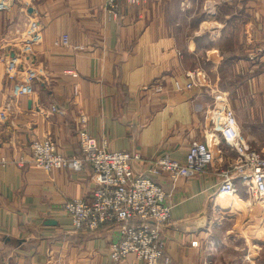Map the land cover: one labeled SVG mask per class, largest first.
I'll use <instances>...</instances> for the list:
<instances>
[{"label":"crops","instance_id":"1","mask_svg":"<svg viewBox=\"0 0 264 264\" xmlns=\"http://www.w3.org/2000/svg\"><path fill=\"white\" fill-rule=\"evenodd\" d=\"M6 4L0 112L7 101L13 108L0 121V264H144L134 255L111 259L117 228L74 229L63 207L91 200L97 187L91 166L46 172L31 163L36 139H51L64 157L79 156L82 115L99 144L140 153L144 170L167 155L185 162L191 144L220 140L223 159L211 173L154 177L172 208L164 231L170 264H209L219 173L238 159L220 132L227 105L240 131L247 127L242 141L264 156V0H122L118 17L104 0ZM29 71L36 76L33 91L19 95ZM197 77L205 84L177 89L178 81Z\"/></svg>","mask_w":264,"mask_h":264},{"label":"built area","instance_id":"2","mask_svg":"<svg viewBox=\"0 0 264 264\" xmlns=\"http://www.w3.org/2000/svg\"><path fill=\"white\" fill-rule=\"evenodd\" d=\"M121 1L104 0V7L111 17H118ZM127 1L140 4L148 0ZM6 7V1L0 0V13ZM62 43L66 46L70 44L67 35ZM15 69L16 63L10 61L7 66L10 79L15 77ZM35 79V73L29 71L26 82L20 86L19 95H31ZM204 84L205 80L197 77L186 84L178 81L176 87L185 90ZM12 108V101H7L0 112V121L7 120ZM52 111L65 115V111L57 106ZM81 123L79 156L64 157L51 139H36L31 144V163L46 172L64 168L81 172L86 166H91L97 184L91 200H74L63 207L74 229L97 231L104 226L117 228L120 238L109 249L114 262L134 255L144 264H170L171 259L166 256L164 231L172 221V208L166 191L154 177L168 174L176 180L209 174L214 164L223 159L220 140L211 136L207 141L191 144L185 162L167 155L151 161L144 170L138 166L142 161L140 153L110 150L107 144H99L89 133L85 115L81 116ZM220 132L225 143L237 151L238 161L232 170L219 173L222 179L218 187L219 195L236 194L235 180L239 179L247 183L256 195L263 196L264 157L242 141L238 119L229 105L220 118ZM18 164L24 166L23 161Z\"/></svg>","mask_w":264,"mask_h":264},{"label":"rangeland","instance_id":"3","mask_svg":"<svg viewBox=\"0 0 264 264\" xmlns=\"http://www.w3.org/2000/svg\"><path fill=\"white\" fill-rule=\"evenodd\" d=\"M229 106L232 108L231 103ZM246 128L244 126L240 133H245ZM260 146L263 147L264 143ZM232 169L233 167L228 170ZM235 184L238 192L224 198L219 195L217 189L216 200L220 207L218 210L220 217L210 238L208 262L264 264V195H256L247 183L239 179L235 180ZM220 199L230 204L224 206Z\"/></svg>","mask_w":264,"mask_h":264},{"label":"bare ground","instance_id":"4","mask_svg":"<svg viewBox=\"0 0 264 264\" xmlns=\"http://www.w3.org/2000/svg\"><path fill=\"white\" fill-rule=\"evenodd\" d=\"M238 185V184H237ZM225 195V194H224ZM225 196H230V195H225ZM221 204L224 205L225 204V200H221Z\"/></svg>","mask_w":264,"mask_h":264}]
</instances>
